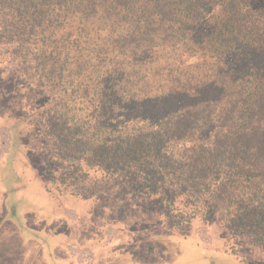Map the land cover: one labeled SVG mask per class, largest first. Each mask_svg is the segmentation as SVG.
I'll use <instances>...</instances> for the list:
<instances>
[{
    "label": "trees",
    "instance_id": "1",
    "mask_svg": "<svg viewBox=\"0 0 264 264\" xmlns=\"http://www.w3.org/2000/svg\"><path fill=\"white\" fill-rule=\"evenodd\" d=\"M8 68L19 88L62 86L68 110L43 113L46 190L181 195L264 246V0H0L1 81ZM117 89L141 114L131 130L95 110Z\"/></svg>",
    "mask_w": 264,
    "mask_h": 264
},
{
    "label": "rangeland",
    "instance_id": "2",
    "mask_svg": "<svg viewBox=\"0 0 264 264\" xmlns=\"http://www.w3.org/2000/svg\"><path fill=\"white\" fill-rule=\"evenodd\" d=\"M88 25L93 27L92 19ZM9 55L10 60L4 64L15 61L16 55L11 52ZM6 72L9 77L4 81L0 79V168H7L12 158L14 161L18 158L17 183L22 186L28 181L33 199L41 203L36 202L35 206L25 209V202L10 195L13 211L2 217V207L6 209V206H1L0 191V218L5 219L0 225V264H257L255 260L264 264V246L253 245L246 233L240 232L235 225L226 224L225 211L216 208L215 212L206 214L199 202L191 204L181 195L174 196V201L160 195L135 197L122 186H105L97 194L85 192L82 196H74L69 191L57 193L53 189L49 195L43 189V155L46 151L51 152L46 148L50 143L43 133L46 129L43 113L68 110L66 105L55 104L63 93L62 86L45 77L39 81L42 82L40 88L36 79L34 82L33 79L26 80V83L31 82L32 90L19 88L21 81L17 79L22 78L19 73L11 75L10 68ZM120 94L118 89L115 97L106 92L109 101L103 109L95 110L123 114V126L120 128V124H116V129L131 130L141 114L128 110L130 92ZM117 97H124V103L114 108ZM82 106V103L78 104L75 111L92 110ZM200 134L209 136L210 129ZM197 135L195 132L186 135L182 141H170L168 148L180 151L183 146L180 144H190ZM8 171L0 170V179L4 174L8 176ZM0 181L8 187L4 180ZM54 198L57 201L54 202ZM60 203L73 209L77 218H64V209L58 207ZM12 220L24 221L20 224L32 227L38 233L50 231L49 249L34 242L42 243V238H24L25 234L18 228H22L21 225L15 223V228ZM111 237L114 248L97 250L96 247L92 252L93 260L87 250L81 254L86 261L80 262L76 257L75 246L91 250L95 245H101L102 248ZM231 251L241 257L231 255Z\"/></svg>",
    "mask_w": 264,
    "mask_h": 264
},
{
    "label": "crops",
    "instance_id": "3",
    "mask_svg": "<svg viewBox=\"0 0 264 264\" xmlns=\"http://www.w3.org/2000/svg\"><path fill=\"white\" fill-rule=\"evenodd\" d=\"M10 163H11V165H10ZM10 163L8 164V167L7 168H5V169L3 167L0 168V170H2L3 172H4V170L5 171H7V169L9 170L8 171L9 175L7 176V175L4 174L2 176L3 178L0 179V180H4L5 181V184L8 186V187H4V185L0 181V191L2 192V193L0 192L1 193V196H2V199H1L2 200V204H1V206H4V205L6 206V209H5V207H2L3 208V214H1L2 217L6 216L8 214H11L12 211H13L11 209V207L13 205H12V201L10 202V195H12L14 198L21 199L20 201H22V202H25V206H24L25 209L29 208L30 206H35L36 205L35 204L36 202L37 203H41L40 200L39 201H36V200L33 199V196L31 195V192L28 189L29 188V186L27 184L28 181H27V183L24 182L22 186L19 185V183H17L16 177H17V174H18V169L20 167V165H19V159L17 158V161H14L13 158H12L10 160ZM10 170H11V172H10ZM15 170H17V171L15 172ZM10 187H12V188H10ZM6 188H8V190L9 189L10 190L7 191ZM43 189L46 192H49L50 193L49 195L52 194L50 191L46 190L45 184H44V188ZM3 200H6V203H3ZM49 200H52V199H49ZM53 201L54 202L57 201V198H54ZM66 206H68V205H66ZM58 207H62L64 209V212H63L64 218H66V219H72V218L73 219H76L77 218V214L75 213V211L73 209L70 210L69 208L64 207V204H62V203L58 204ZM17 210H18V207H16V211ZM4 221H5L4 218H0V225H3L4 224ZM12 222H13V226L15 228L17 227L15 223H18V225L20 224V222L25 223L24 221H19V220H12ZM27 222L28 221H26V223ZM48 222L49 221H47V223ZM21 227L22 228L18 227L19 228V232H20V229H22L23 233L25 234L24 238H27V237H31V238H33V237L42 238V243H39V242H36V241H34V242L35 243H38V244H43L47 250L49 249L51 243H49L50 237H49V234L48 233H50V231L38 233V232H36V229H34L32 227H29V226H26L25 224H22ZM113 239L114 238L111 237L105 243V246H103L102 248H101V245H95V247L93 246L94 248L91 249V250L88 249V248H80V247L75 246L74 251H75L76 257L79 259L80 262L86 261L84 257H81V254H82V252L84 250H87V251L91 252L90 253L92 255L91 260H93L94 258H93L92 252H95L96 251L95 250L96 247H97V250H100V249L101 250H105V247H109L111 249L115 247V245L112 242ZM45 253H46V251L43 252V255H45ZM231 255H233V254H231ZM233 256H235V257H241L239 255H233ZM41 262H43V260ZM255 262L257 264H261V262H259L257 260H255ZM8 264H10V263H8Z\"/></svg>",
    "mask_w": 264,
    "mask_h": 264
}]
</instances>
